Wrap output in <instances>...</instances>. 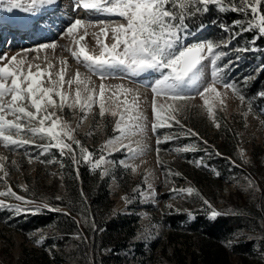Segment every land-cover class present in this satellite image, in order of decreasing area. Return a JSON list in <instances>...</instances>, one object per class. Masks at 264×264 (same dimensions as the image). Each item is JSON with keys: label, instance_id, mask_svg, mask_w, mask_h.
Here are the masks:
<instances>
[{"label": "rangeland", "instance_id": "rangeland-1", "mask_svg": "<svg viewBox=\"0 0 264 264\" xmlns=\"http://www.w3.org/2000/svg\"><path fill=\"white\" fill-rule=\"evenodd\" d=\"M56 1L55 11H50L48 4L32 6L31 0H22V7L8 11L4 0H0V9H2L0 12L3 11L0 13L2 30L7 25V20L12 19V15L17 13L23 14L22 17H29L28 14L33 13L40 14L39 17H41L33 30L29 31V36L24 37L10 29L5 32L1 39L0 56H5L6 60L13 55H16L18 59H25V71H27L28 63L33 65V71L36 70L35 65L39 64L40 68L46 72V75L41 78L44 87H52L53 81L58 82L57 74L63 69L66 81L74 79L77 72L81 74L82 79L85 76L90 77L89 87L95 89L97 93L102 82L117 92H119V89L115 88L117 85L132 89L127 99L129 103L133 98L136 99L139 112L143 117V130L131 137V142L133 148L137 147V143L139 144L140 152L129 156L127 149H120V144L115 139L118 133L114 132L118 117H113L110 112L101 117L98 98L90 111L82 110L79 106L55 109L56 116L61 118V122L72 129L71 135L75 139L65 136L64 142L72 146L74 153L65 149L64 155H61L60 150L55 147L43 153L39 145L46 144L48 141L38 137L34 138L36 146L24 145L19 148L5 147L4 142L0 141V165H2L0 192L11 190L25 197V200L32 201L31 204H24L23 201H17L15 197L0 196V200H3L5 204H20L28 209L26 212L17 213L12 209L0 208V264H19L26 252L32 257L47 253L52 264H72L68 260L56 261L52 256L47 241L53 236V240L60 238L59 234L43 228H38L35 234L22 232L18 229L16 222L19 221L17 219L29 214L58 210L47 200L36 199L34 188L40 189L38 191L40 194L45 191L51 193L54 189V177L59 174L58 170L61 166L58 154L72 160L74 154L78 163L73 164L79 170L84 161L75 140H79L84 148L93 154V163L101 155L104 156L99 168H101L102 178L108 180V190L112 200L108 220L115 218L118 213L138 218V226L128 241L127 247L118 252L114 251L115 247L111 244L97 250L90 245L88 248L80 245L85 250L86 259L88 257V264H211L202 251L201 238L198 235L188 237L181 235L171 224L174 221L173 217L181 214L185 215L190 223L195 220L199 210L203 211L202 214H207L210 219H212L213 209L221 214L224 210L233 212L235 203L239 200L237 195L239 190L243 189L242 197L247 198L252 193L251 190L264 186V97L258 95L264 92V80L257 91L253 89V83L264 75V55L261 54L257 40L254 44L252 43V37L258 35V32L256 30L243 32L233 38L232 33L238 29L232 28L228 21L218 18V14L222 12L218 11L219 5H210L208 13L210 12L211 17L215 18V23L206 25L198 32L189 26L188 34H181V43L191 45L212 41L220 46L215 51L226 53L217 61V65L221 68L224 65L230 64V66L221 73V79L215 83L221 95L212 100L214 115L208 114L203 98L191 92V99L187 101L185 110L177 113V119L184 129H191L198 136H185L180 127L175 125L171 128L161 127L153 132L151 127L154 122L152 85L161 78L159 71L150 70V74L145 72L136 76L116 71L102 81L99 75L88 71L82 59L78 60L72 55L73 51H78L75 40L84 35L85 27L86 51L90 55H100L103 48L97 44L93 34L99 33L104 24L115 26L126 21L113 14L84 10L82 5L78 4V0ZM224 6H229L228 0H225ZM259 11L264 13V3L259 6ZM50 12H52L51 15H48ZM236 15L237 19L245 21L251 19L250 11L246 15L239 13ZM77 18L86 22L85 27H81L74 35L67 34V28ZM101 21L104 24H101ZM222 25L228 26L229 30L225 32ZM100 39L111 45L113 39L110 28L107 37L101 36ZM41 44H54L55 47L39 49ZM49 64L52 65L50 69ZM203 64L201 90L212 83L213 71L211 58L204 60ZM48 74L51 75V79ZM226 83H234L239 89V94L234 93L230 88H225ZM55 86L60 88L58 83ZM76 87L75 83L71 86L65 83L60 89L69 94L70 103L74 101ZM110 94L106 91V97ZM240 95H243L245 99L241 100ZM53 98L59 103L58 97ZM5 99L9 100L10 97L6 96ZM124 99V96L119 97L120 101ZM156 101L157 104L165 103V98L156 97ZM106 106L117 111H122L124 107L122 103L112 104L107 99ZM7 118L14 119L11 114H8ZM216 124H219V127L215 126ZM224 127H231L237 134L239 149L246 162L251 161L254 152L259 153L260 161L256 162L257 167L253 172L252 184L242 187L226 179L218 181L217 169L208 163V159L195 155L196 143L191 140V137L199 138L201 142H204V156H212L213 152L219 153L217 144L222 142ZM168 135L178 136V138L164 142ZM110 139L116 145L115 150L112 146L104 147ZM157 140L161 141L159 145ZM129 142L128 139L124 140V144ZM184 148L189 150L182 151ZM86 164L92 170L97 169L92 163ZM59 178L60 181L53 190L58 200L62 198L66 189L60 175ZM188 188L193 189L191 194L173 191ZM140 191L143 192V196L139 194ZM205 200L208 204L204 203ZM59 211L67 212L68 210L60 208ZM74 232L75 235L77 231ZM259 235L264 238V225L257 234L258 240H261ZM87 240L90 244L89 234ZM236 241L231 239L223 243L228 264H264L263 249L258 246L255 248L259 254L256 258L240 256L233 250ZM55 242L53 241V244ZM67 248L68 244L65 245L64 253ZM113 254L120 256V261L112 260ZM217 262L222 264L218 259Z\"/></svg>", "mask_w": 264, "mask_h": 264}, {"label": "snow or ice", "instance_id": "snow-or-ice-1", "mask_svg": "<svg viewBox=\"0 0 264 264\" xmlns=\"http://www.w3.org/2000/svg\"><path fill=\"white\" fill-rule=\"evenodd\" d=\"M55 2L56 0H31V5H50ZM4 3L8 6V11L22 7V0H4ZM262 3L264 0H235V2L228 0L229 6L225 7V0H78V4L82 5L84 10L113 14L122 18L126 23L112 26L104 24L103 21L100 22L104 26L100 28L99 33L93 34L97 44L103 48L100 55H90L81 43L87 35L86 22L83 19H75L66 31L67 34L74 35L81 27H85L84 35L75 40L78 51H73L72 55L78 60L82 59L88 71L99 75L102 81L116 71L133 76L150 70L159 71L161 78L152 85L154 122L151 127L153 132L161 127L171 128L175 125L180 127L185 136H198L191 129H184L177 119V113L185 110L187 101L191 99L190 93L195 92L203 98L208 114L213 116L212 100L221 95L215 87V83L221 79V73L230 64L224 65L223 68L217 65V61L226 53L215 51L220 46L212 41L197 42L191 45L182 44L181 34H188L189 24L186 23V20L207 14L210 5H219L218 11L223 12L232 11L246 15L250 11L251 19L246 21L235 19L231 22V27L238 29L232 33V36L235 38L243 32L256 30L258 35L252 37L254 44L256 40L264 38V13L259 11V6ZM75 7L74 5V10ZM205 26L201 23L198 26L199 30H203ZM109 28L113 39L111 45L100 39L101 36L107 37ZM222 29L227 32L229 27L222 25ZM49 47L54 48L55 45H39V49ZM209 58H211L213 68L212 83L207 84L201 90L203 61ZM5 60V56H0V61ZM25 63V59H18L16 55L11 56L6 62L0 63V141L4 142L5 147L36 146L34 138L38 137L48 141L46 144L39 145L43 149V153H47L52 147L59 149L61 155H64L65 149L74 153L72 146L64 142L65 136L75 139L71 135L72 129L68 128L66 123L61 122V118L56 116L55 109L79 106L82 110L90 111L93 104L97 103L98 98L101 117H104L107 112H110L113 117H118L114 132L118 133L115 139L120 144V149H127L129 156L140 152L139 144L137 143V147L133 148L131 142V137L143 130V117L139 112L136 99L133 98L131 103L127 99V95L132 89L117 85L115 86L116 89H119L117 92L102 82L97 93L95 89L89 87L90 77L85 76L82 79L81 74L77 72L74 79L66 81L63 69L57 74L58 82L53 81L52 87H44L41 78L46 75V72L40 68L39 64L35 65L36 70L33 71L31 63L27 64V71H25ZM51 67L52 65L49 64L48 68ZM48 75L51 79V75ZM57 83L60 88L55 86ZM65 83L69 86L73 83L77 85L75 98L71 103L69 94L60 90ZM224 86L239 94V89L234 83H226ZM106 91L111 93L108 97H106ZM258 95L264 97V92H260ZM6 96H9L10 99L6 100ZM54 96L59 98V103L54 100ZM120 96H124L125 99L120 101ZM156 97H164L165 103L157 104ZM106 99L112 104L122 103L123 110L117 111L106 106ZM240 99L244 100L245 97L240 95ZM50 108L53 110L50 111ZM8 114H11L14 119H8ZM215 126L219 127V124ZM177 138L178 136L168 135L164 142ZM125 139L130 141L129 144H124ZM160 143L161 141L157 140V145ZM75 144L85 163H92L94 168L100 167L104 160L103 155L93 163V154L84 148L79 140H75ZM108 146H112L114 150L116 148L111 139L106 142L104 147ZM188 150V148L182 149V151ZM73 163H78L74 154ZM121 163L123 164V161ZM173 191L191 194L193 189H174ZM139 194L143 196L142 191ZM0 196L15 197L17 201H23L24 204L32 203L11 190L0 192ZM204 203L208 204V201L205 200ZM0 208L12 209L17 213L28 211L20 204H5L3 200H0ZM219 215H221L219 211L214 209L211 211L212 219Z\"/></svg>", "mask_w": 264, "mask_h": 264}, {"label": "trees", "instance_id": "trees-1", "mask_svg": "<svg viewBox=\"0 0 264 264\" xmlns=\"http://www.w3.org/2000/svg\"><path fill=\"white\" fill-rule=\"evenodd\" d=\"M222 21H231L237 19L236 13L232 11L220 12L218 18ZM211 13L202 14V16L192 20H186V23L196 32L199 31L201 23L208 25L214 21ZM261 54L264 55V40L258 41ZM264 75L253 83V89L262 85ZM225 128V127H224ZM196 144V156L208 159V163L217 169V180L226 179L238 183L242 187L253 183V172L257 167L256 162L260 161L257 152L251 161L246 162L239 149L237 134L226 127L222 133V142L217 144L219 153L212 156H204V142L199 138L191 137ZM217 151V150H216ZM61 166L59 174L54 177V189L60 181V177L65 184V192L61 199H56L53 190L41 192L34 188L35 198L47 200L57 211H44L36 214H29L19 218L16 225L22 232L31 234L37 233L38 228L49 229L54 234H59L60 238L53 240L50 237L47 241L51 249L54 260L64 262L70 261L72 264H88V257L84 254L85 247L90 245L97 250L98 248L113 245L116 252L126 248L131 236L135 233L138 226V218L127 217L118 213L115 218L108 220L112 208L110 191L108 190V180L102 178L101 168L92 170L89 165L82 162L79 170L74 166L73 160L69 157L64 158L58 154ZM259 192H258V191ZM254 188L247 198L242 197L243 189L238 191V202L235 210L229 212L224 210L223 214L215 219H210L207 214H202L199 210L194 221L188 222L185 215H175L173 217V228L186 237L198 235L202 241V251L206 255V260L211 264H218L217 259L222 264H228L224 242L231 239L237 240L233 250L237 255L248 256L251 258L259 257L256 247L264 250V238L258 240L257 234L264 225V186ZM60 208H65L67 212H60ZM68 213V215H65ZM182 223V224H181ZM74 231H77L74 235ZM123 233H125L123 235ZM91 236V243L87 240V235ZM53 241H56L53 244ZM68 244L66 253L65 245ZM57 245V246H56ZM81 245V246H80ZM216 254V255H215ZM215 255V256H213ZM111 258L114 261H120V256L114 255ZM214 257V258H213ZM19 264H52L51 258L47 253L41 256L32 257L28 252L24 253Z\"/></svg>", "mask_w": 264, "mask_h": 264}, {"label": "bare ground", "instance_id": "bare-ground-1", "mask_svg": "<svg viewBox=\"0 0 264 264\" xmlns=\"http://www.w3.org/2000/svg\"><path fill=\"white\" fill-rule=\"evenodd\" d=\"M57 4V1L55 2V3H53V4H50L49 5V8H50V11H55L56 10V7H55V5ZM57 6V5H56ZM48 7V6H47ZM51 13L52 12H50L48 15H51ZM22 15L23 14H19L18 16L17 15H12V19H8L7 20V25L4 27V30H2V28L0 27V31H1V33H5L6 31L5 30H11V31H17V32H21L20 34H23V36L25 37V36H29V31H27V30H22V28H20L19 27V25H23V23H21V24H18L17 22H18V18H22L24 21H26L27 22V24H29V26L31 27V31L33 30V28H34V26H35V24H36V22H37V20L39 19V18H41V17H39L40 16V14H38V15H36L35 13H34V17L33 18H31L30 16L28 17H22ZM47 16V15H46ZM30 18H31V20H30ZM26 24V25H27ZM39 39V38H38ZM37 39V40H38ZM0 42H1V38H0ZM81 43L85 46V48H86V43H85V41L83 40V41H81ZM150 71H148V73H149ZM147 73V74H148ZM146 74V75H147ZM150 74V73H149Z\"/></svg>", "mask_w": 264, "mask_h": 264}]
</instances>
